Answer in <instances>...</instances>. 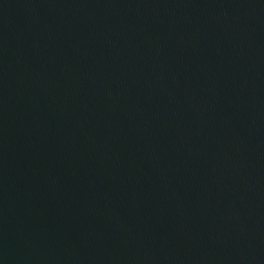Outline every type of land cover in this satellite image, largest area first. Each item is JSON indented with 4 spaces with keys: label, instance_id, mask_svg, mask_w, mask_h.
Segmentation results:
<instances>
[{
    "label": "water",
    "instance_id": "1",
    "mask_svg": "<svg viewBox=\"0 0 264 264\" xmlns=\"http://www.w3.org/2000/svg\"><path fill=\"white\" fill-rule=\"evenodd\" d=\"M0 264H264V0H0Z\"/></svg>",
    "mask_w": 264,
    "mask_h": 264
}]
</instances>
